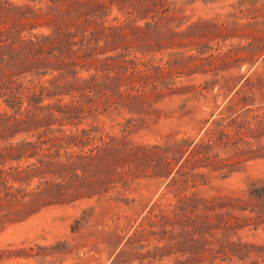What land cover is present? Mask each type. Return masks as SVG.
I'll return each instance as SVG.
<instances>
[{"label": "rangeland", "instance_id": "rangeland-1", "mask_svg": "<svg viewBox=\"0 0 264 264\" xmlns=\"http://www.w3.org/2000/svg\"><path fill=\"white\" fill-rule=\"evenodd\" d=\"M0 30V85L25 79L15 118L28 122L1 135L46 156L22 162L0 194V264H264V201L252 198L264 156L221 151L197 164L192 189L172 183L188 154L169 152L200 140L229 89L262 72L264 0H0ZM40 86L45 109L32 118L28 90ZM188 196L223 206L224 247L188 235Z\"/></svg>", "mask_w": 264, "mask_h": 264}, {"label": "trees", "instance_id": "trees-1", "mask_svg": "<svg viewBox=\"0 0 264 264\" xmlns=\"http://www.w3.org/2000/svg\"><path fill=\"white\" fill-rule=\"evenodd\" d=\"M56 1L59 2V0ZM242 7L243 6H240L237 9L240 14L244 13L241 9ZM4 33V31L0 30V36ZM38 38L40 37H36L37 44L47 41H56L55 38L52 37ZM29 43L33 44V41L29 40ZM77 45V43H73L71 40L68 41V46H70L71 49ZM71 52L72 51H69V53ZM4 63L5 58L0 55V64L3 65ZM262 67L261 73L256 71L249 76L244 75L240 78L238 85L229 89V93L232 95L224 97L222 106L217 107L219 113L211 116L215 119L211 122L210 127L205 131L200 140L183 139L169 148V152L172 153L173 158L177 157V154L181 152L183 154H188L184 162L178 167L175 176L172 178L173 185L183 187L190 184L192 185V189L197 188L199 186V179L202 177L194 171L197 169V164L201 161H209L213 155H217L221 151H234L236 155L241 157L264 156V58ZM61 75L63 77L67 74L63 72ZM68 75L71 76V73L68 72ZM48 83L50 84L52 82L50 81ZM24 84H27L25 79L19 82V80L9 78L0 85V98H4L6 107V110L0 112V194L4 193L6 196L14 191V186L9 187L8 182L10 179L21 176L24 170L20 166L22 162H29L35 159L41 164L44 157H46L41 154L43 150L41 147H38L37 144L28 142L13 143L7 141L10 140L9 138H5L1 135L4 129L21 127L28 123L15 118V115L22 116V113L25 111L23 108L26 95L24 92L22 93L25 86ZM56 87L59 86L56 85L55 88ZM38 89L40 93L37 92ZM46 89L49 91V89L44 86H40L34 91H31V89L28 90L29 95L27 96V100L29 101V108L26 109V113L32 118L39 117L40 114L38 113H42L43 109H45L40 106L41 102L39 100H42L41 98L44 92H46ZM66 109L69 108L67 106H59L55 111L63 115V111ZM47 111L50 117H54V113L51 112L50 108ZM9 112H12L13 115H9ZM208 123L209 121L206 122L205 125ZM60 124V126H63V121H61ZM85 132L87 131H83V133ZM54 133L62 134V139L71 140L77 138L73 133H71V136H68L66 132L61 130L56 131L52 128H48L44 131L45 135ZM3 142L5 144L1 147ZM13 164H17L18 167H13ZM35 165L34 163L30 164L26 169L34 167ZM230 168H232V165H223L219 168V171L231 173ZM252 196V198L256 200L261 202L264 201V185L260 189H255L252 192ZM184 202L186 210L191 215H194V219H190L191 221H189L188 235L193 237L196 232H198V241L206 244L216 243L224 247L223 244L227 243L228 232L233 229V227L225 220L220 221L219 218L221 219L223 217L220 214H216L217 209L220 208L221 212L223 206L214 202L201 203L189 196L184 199ZM198 212L204 215L203 220V215L200 216ZM209 214H213V218L218 220L219 225L222 224L223 226L222 229L224 233L221 234L220 238H217V235L211 231L213 230L212 228L217 227H215L216 225H214L213 220L208 216ZM230 244H232L231 246L236 245L232 242H230ZM230 244L228 245L230 246ZM187 264L212 263L208 262L204 257H197L190 258Z\"/></svg>", "mask_w": 264, "mask_h": 264}]
</instances>
